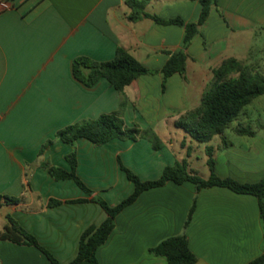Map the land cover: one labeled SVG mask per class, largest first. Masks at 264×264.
<instances>
[{"label":"crops","instance_id":"1","mask_svg":"<svg viewBox=\"0 0 264 264\" xmlns=\"http://www.w3.org/2000/svg\"><path fill=\"white\" fill-rule=\"evenodd\" d=\"M10 1L12 9L0 12V196L21 200L0 206V233L11 216L61 264H69L85 230L107 219L92 199L99 196L117 206L134 193L135 184L121 165L146 182L186 160L189 171L207 179L211 148L219 177L247 184L264 180V95L207 143L176 126L201 105L214 70L225 60L235 58L264 74V42L259 39L264 0H218L186 49L185 76L173 75L165 89L162 73L142 75L126 87V125L152 128L164 144L161 150L154 151L146 139H115L101 146L77 141V175L92 195L72 179L55 180L43 167L71 170L66 157L73 147L55 140L59 130L120 109L121 95L107 79L87 87L75 78V59L108 62L123 47L148 70L160 71L170 54L183 50L185 28L149 18L132 22L125 0ZM200 1L149 0L146 11L193 23L201 14ZM239 126L250 127L254 136L239 135ZM48 140L54 142L40 155ZM52 199L60 204L51 206ZM183 233L197 264H249L264 253L257 197L168 182L144 191L117 216L97 257L100 264H167L150 250ZM0 263L52 264L36 246L8 240H0Z\"/></svg>","mask_w":264,"mask_h":264},{"label":"trees","instance_id":"2","mask_svg":"<svg viewBox=\"0 0 264 264\" xmlns=\"http://www.w3.org/2000/svg\"><path fill=\"white\" fill-rule=\"evenodd\" d=\"M131 9L128 19L138 22L149 18L161 25H179L185 28L183 50L170 54V58L160 71H151L145 68L127 49L118 47L116 56L108 62H98L88 57H78L73 64L75 78L87 87L95 86L99 80L105 78L120 93L121 105L117 112L103 114L97 119L86 120L71 124L55 135V140L62 141L73 147V152L66 157L71 166L67 171L60 167L43 165L55 180L72 179L87 194L94 192L77 175V141L86 139L95 146L104 145L112 140H148L154 149L159 151L164 144L159 135L152 129H142L139 125L128 127L123 119L127 105L125 94L126 87L130 86L142 75L163 74V89L167 80L175 74L186 75L188 55L186 49L194 37L199 33L213 7L218 0H201L202 10L197 22L186 23L180 18L164 20L157 15L147 13L149 0H125ZM264 95V74L252 70L244 62L235 58L225 60L222 65L214 70V81L205 92L201 105L181 116L176 121V126L184 129L190 136L201 143H207L217 135H222L228 126L233 123L245 107L254 100ZM239 135L254 136L255 132L250 127L239 126ZM54 140H48L41 148L43 155ZM226 145V144H225ZM208 165L211 170L209 178L205 179L188 169L187 161L177 163L175 166L166 167L163 175L158 180L142 181L134 172L123 165L121 168L127 173L130 181L135 184L134 193L117 206L109 205L102 197L95 196L92 201L99 204L107 213V219L100 226H91L82 234L76 258L69 264H100L97 251L104 245L115 228L117 216L129 205L137 201L140 195L149 189L162 187L168 182L182 185L190 182L196 186L197 191L205 188L223 187L238 194H247L257 197L260 204L261 216L264 220V180L254 184L240 183L231 178H221L215 172L213 150H207ZM21 199L11 196H0V206L4 204H18ZM51 206L60 204L52 199ZM195 210L193 206L186 227L189 225ZM9 225L0 233V240H8L16 244L36 246L43 251L52 264H61L51 253L45 250L37 239L27 232L15 219L8 216ZM150 252L155 256L165 257L167 264H197L198 258L191 251L185 233L170 237ZM1 264V263H0ZM249 264H264V253L252 260Z\"/></svg>","mask_w":264,"mask_h":264},{"label":"built area","instance_id":"3","mask_svg":"<svg viewBox=\"0 0 264 264\" xmlns=\"http://www.w3.org/2000/svg\"><path fill=\"white\" fill-rule=\"evenodd\" d=\"M13 4L10 0H0V12L12 9Z\"/></svg>","mask_w":264,"mask_h":264},{"label":"rangeland","instance_id":"4","mask_svg":"<svg viewBox=\"0 0 264 264\" xmlns=\"http://www.w3.org/2000/svg\"><path fill=\"white\" fill-rule=\"evenodd\" d=\"M259 39L264 42V33L260 36Z\"/></svg>","mask_w":264,"mask_h":264}]
</instances>
